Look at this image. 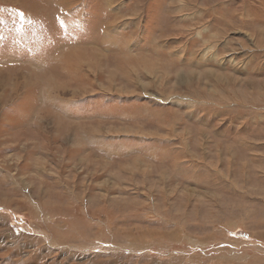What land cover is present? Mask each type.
<instances>
[{"label": "rangeland", "instance_id": "374dc122", "mask_svg": "<svg viewBox=\"0 0 264 264\" xmlns=\"http://www.w3.org/2000/svg\"><path fill=\"white\" fill-rule=\"evenodd\" d=\"M204 1L0 0V264H264V0Z\"/></svg>", "mask_w": 264, "mask_h": 264}, {"label": "bare ground", "instance_id": "6f19581e", "mask_svg": "<svg viewBox=\"0 0 264 264\" xmlns=\"http://www.w3.org/2000/svg\"><path fill=\"white\" fill-rule=\"evenodd\" d=\"M110 1V0H109ZM206 1V0H205ZM205 1H204V4H205ZM144 2H146V1H144ZM182 2H183V0H182ZM213 3V2H212ZM183 7V6H182ZM140 8V7H139ZM204 10V9H203ZM217 11V10H216ZM117 12V11H116ZM140 13V12H139ZM119 14V13H118ZM138 18V17H137ZM142 19V18H141ZM142 21V20H141ZM199 24V23H198ZM197 24V25H198ZM200 25V24H199ZM181 27V26H180ZM198 27V26H197ZM182 28V27H181ZM200 28V27H199ZM204 28V27H203ZM193 29V28H192ZM206 30V29H205ZM209 30V29H208ZM199 32V31H198ZM201 32V31H200ZM181 33V32H180ZM183 33V32H182ZM185 33V32H184ZM198 34V33H197ZM200 35V34H199ZM214 35V34H213ZM224 36V35H223ZM228 37V36H227ZM218 38V37H217ZM202 39V38H201ZM211 39H212V37H211ZM210 39V41H212ZM215 39V38H214ZM187 42V41H186ZM200 43V42H199ZM206 43V42H205ZM207 44V43H206ZM228 44V43H227ZM193 47V46H192ZM195 48V47H194ZM197 48V47H196ZM212 48V47H211ZM215 48V47H214ZM188 49H189V47H188ZM205 49V48H204ZM217 49V48H216ZM216 49H213V50H216ZM237 51V50H236ZM185 52V51H184ZM184 52H182V53H184ZM208 52V51H207ZM224 52V51H223ZM226 53V52H225ZM193 54V53H192ZM191 54V55H192ZM237 54V53H236ZM220 56V55H219ZM246 56V55H245ZM249 55H247L246 57H248ZM192 57V56H191ZM240 57V56H239ZM246 57H245V59H246ZM249 57H251V55L249 56ZM238 58V57H237ZM192 59V58H191ZM164 60H166V59H164ZM242 60V59H241ZM39 62V61H38ZM217 62V61H216ZM220 62V61H219ZM235 62V61H234ZM239 62V61H238ZM243 62H244V60H243ZM237 63V62H236ZM249 63V62H248ZM6 64V63H5ZM250 64V63H249ZM159 65V64H158ZM168 65V64H167ZM230 65V64H229ZM161 67V66H160ZM164 67V66H163ZM232 67V66H231ZM168 68V67H167ZM158 69V68H157ZM161 69V68H160ZM247 69V68H246ZM162 70V69H161ZM164 70V69H163ZM245 70V69H244ZM165 71V70H164ZM166 73V72H165ZM228 76V75H227ZM228 78V77H227ZM224 79H226V78H224ZM232 80H233V78H231ZM235 79H237V78H235ZM234 79V80H235ZM227 80V79H226ZM193 81V80H192ZM225 81V80H224ZM229 81H230V79H229ZM229 81H227V82H229ZM188 82V81H187ZM231 82V81H230ZM234 82V81H233ZM232 82V83H233ZM241 82V81H240ZM257 82V81H256ZM183 83V82H182ZM181 83V84H182ZM225 83V82H224ZM189 84V83H188ZM142 85V84H141ZM228 85V84H227ZM183 86V85H182ZM189 86V85H188ZM229 86V85H228ZM232 86V85H231ZM230 86V87H231ZM233 86H235L234 84H233ZM236 86H237V84H236ZM193 87V86H192ZM195 87V86H194ZM191 89H193V88H191ZM235 89V88H234ZM242 89V88H241ZM195 91V90H194ZM225 91V90H224ZM232 91V90H231ZM193 92V91H192ZM194 93V92H193ZM192 93V94H193ZM178 98V97H177ZM179 99H180V97H179ZM193 99V98H192ZM190 101H192V100H190ZM189 101V102H190ZM58 214V213H57ZM61 214V213H60ZM59 214V215H60ZM69 216V215H68ZM81 216V215H80ZM55 219V218H54ZM53 221V220H52ZM68 221V220H67ZM75 221H76V219H75ZM109 221V220H108ZM67 225V224H66ZM204 225H205V222H201V221H196V223L195 224H189V227L190 228H194V229H202V228H204ZM104 229V228H103ZM102 231H104V230H102ZM101 232V231H100ZM150 234H152L153 235V239H154V242H155V244L159 247V249H164L163 248V245H165V241H164V239L163 238H161L160 236H158L157 235V232L156 231H154V232H152V233H150ZM77 235L74 233V234H72L71 235V237L74 239L75 237H76ZM100 236H102V235H100ZM50 238V237H49ZM54 239V238H53ZM51 241V240H50ZM49 241V242H50ZM101 242H103V241H101ZM108 245V244H107ZM55 246H57V245H55ZM98 247V246H97ZM196 247H198V246H196ZM204 247V246H203ZM55 248H57V247H55ZM141 248H148V250H150L149 248H151V246L150 245H148L147 247H141ZM67 250V249H66ZM116 250H117V247H116ZM127 250V249H126ZM178 250V249H177ZM203 250V249H202ZM57 251V250H56ZM119 251V250H118ZM121 251V250H120ZM192 251V250H191ZM77 253H80L79 251H76ZM34 254V253H33ZM36 254H37V252H36ZM35 255V254H34ZM91 260V259H90Z\"/></svg>", "mask_w": 264, "mask_h": 264}]
</instances>
